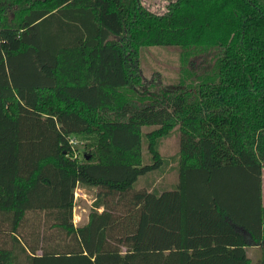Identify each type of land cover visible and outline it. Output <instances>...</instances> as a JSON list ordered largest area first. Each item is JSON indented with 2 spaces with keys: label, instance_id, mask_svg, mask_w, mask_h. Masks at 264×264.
Returning a JSON list of instances; mask_svg holds the SVG:
<instances>
[{
  "label": "trees",
  "instance_id": "16d2710c",
  "mask_svg": "<svg viewBox=\"0 0 264 264\" xmlns=\"http://www.w3.org/2000/svg\"><path fill=\"white\" fill-rule=\"evenodd\" d=\"M146 47L181 50L176 87L145 83ZM176 128L175 189L136 191ZM263 183L264 0H0V264H264ZM78 186L98 192L75 226ZM29 212L67 245L26 244Z\"/></svg>",
  "mask_w": 264,
  "mask_h": 264
},
{
  "label": "rangeland",
  "instance_id": "374dc122",
  "mask_svg": "<svg viewBox=\"0 0 264 264\" xmlns=\"http://www.w3.org/2000/svg\"><path fill=\"white\" fill-rule=\"evenodd\" d=\"M174 0H142L143 4L152 12L162 14L167 10V6ZM181 50L177 47H146L140 52V72L145 83L154 82L156 85L176 87L181 77ZM154 129V128H151ZM150 128L145 129V132ZM78 143L74 146V157L80 162L84 160L86 154H89L87 147L88 141L77 136ZM160 152L164 164L147 176L140 177L136 184V191H154L161 194L175 189L178 183V164L180 151V133L176 128L171 136L162 140L160 143ZM144 164H150L152 161L144 146ZM98 190L78 186L75 191V208L73 212V221L75 226L87 223L92 206L97 197ZM263 203H264V183H263ZM120 210L125 213V210ZM54 213L29 212L25 222L20 229L22 240L36 248L54 249L58 247L63 249L67 245L66 235L61 230L54 228L56 223ZM10 223L0 216V247L10 246ZM38 251V255H41ZM252 264H262V250L259 247L248 249Z\"/></svg>",
  "mask_w": 264,
  "mask_h": 264
},
{
  "label": "built area",
  "instance_id": "2783aa9c",
  "mask_svg": "<svg viewBox=\"0 0 264 264\" xmlns=\"http://www.w3.org/2000/svg\"><path fill=\"white\" fill-rule=\"evenodd\" d=\"M77 143H78V140H77L76 136L71 137L70 144H71L73 150H74V147H75L74 145L77 144Z\"/></svg>",
  "mask_w": 264,
  "mask_h": 264
},
{
  "label": "crops",
  "instance_id": "0c3cea01",
  "mask_svg": "<svg viewBox=\"0 0 264 264\" xmlns=\"http://www.w3.org/2000/svg\"><path fill=\"white\" fill-rule=\"evenodd\" d=\"M102 211H103V209L100 210V212H102ZM88 220H89V217H88ZM88 220H87V222H88ZM85 224H86V223H85ZM76 226H77V225H76Z\"/></svg>",
  "mask_w": 264,
  "mask_h": 264
}]
</instances>
